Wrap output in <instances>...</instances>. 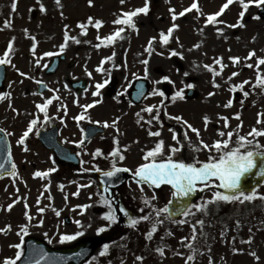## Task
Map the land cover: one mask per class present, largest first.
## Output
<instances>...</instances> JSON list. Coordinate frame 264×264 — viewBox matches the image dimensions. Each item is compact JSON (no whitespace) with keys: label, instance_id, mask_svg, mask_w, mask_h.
I'll return each mask as SVG.
<instances>
[{"label":"rangeland","instance_id":"rangeland-1","mask_svg":"<svg viewBox=\"0 0 264 264\" xmlns=\"http://www.w3.org/2000/svg\"><path fill=\"white\" fill-rule=\"evenodd\" d=\"M14 2L17 3L15 10L11 7ZM41 2L45 4L46 12L40 10ZM61 2L63 8L59 7L55 0H0V55L6 51L9 41L13 37L16 38L13 53L10 54L16 67L7 64L8 77L4 91L11 92L12 96L0 102V127L4 126L3 128H6L8 132L13 133L10 136L13 148L12 156L19 172L15 180L10 176L0 180V205H3V208H0V227H5L7 224L12 225L10 232L0 233V264H3L5 257H15L18 250L10 245L21 242L24 244V240L28 236L42 237L52 245H59L73 242H61L60 235L62 233L72 234L78 230L84 231L85 234L77 239L100 235L108 238L106 242L110 245L108 255H100L103 250L102 246L93 256L95 259L92 258L89 261L91 264H109V261L111 264H121L122 261L123 264H185L191 251L185 246L187 242H182L181 238L187 236L190 239L191 224L200 219H203L205 224L203 229L197 228L198 239L193 242L200 252L197 254V258L190 261L189 264H208L209 255L213 258L214 264H264V200H262L263 205L261 206L255 205L239 212L235 209L230 215L227 212L221 213L223 217L219 221L212 219L209 214L197 215L196 213L195 216L187 218V223L177 224L174 222L175 220L184 219L179 213L173 217L172 221L162 214L160 219L165 222L158 228L164 233L162 235L158 233L157 240L134 242L132 239L137 233V229L140 226L146 229L152 224V220L141 221L132 227L128 223L129 217L124 216V221L128 223L124 230L112 226L104 233H98L96 229L106 223L102 219V215L109 211L108 206L101 202V195L105 193L100 187L98 171H79L81 168H96L91 162L95 149L104 147L106 145L104 140L115 143L116 137H119L120 147L126 157L123 161H117L119 167L131 168L135 171L139 164L145 162L143 160L145 152L154 147L157 140L161 138L165 140V151L168 152L167 146L175 143L169 129H174L175 124H180L184 128L182 123L169 119V115H182L201 130V137L209 143L220 138L219 130L235 129L240 120L243 121L241 134L246 135L252 127H264V123H257L260 118L258 114L264 113V87L257 85L253 88L257 77L255 67L257 57L264 56V16L259 13L261 8L255 5L250 6L244 17L246 26L231 28L228 27V24L236 23L238 14L242 11V6L238 2H234L221 17H218L225 21V24L205 26L207 15L218 11L226 0H198L201 7L200 12L193 9L175 21L172 20L170 9L175 8L178 13L189 7L194 0H160L157 4L150 0L149 13L134 17L138 31L127 27L125 33L122 34L124 35L123 40L118 39L114 45L102 46L97 49L95 45L100 42L96 39L97 30L89 26L87 35H84L78 27L79 22H86L89 16L94 19H103L105 24L99 30V35L103 37L122 26L112 23L122 14V10H134L136 7L143 6L146 0H126L123 5L120 0H93L92 5L88 4V0H61ZM61 12L64 13L63 16L60 14ZM256 15H260L261 19H255ZM5 21H8L11 26ZM173 22L178 24L179 28L174 30L169 45L163 46L159 43V32L161 30L167 32ZM65 25L69 26V34L76 36L81 40V43L76 44L70 40L68 47L63 52L67 57L66 61L61 63L55 74L47 75L45 71L52 57L62 54L59 52V46L64 40ZM216 27H222L223 34H218L215 31ZM25 29L28 31L25 32ZM199 29H203V31H198ZM31 36H35L38 41L35 55L32 52L34 41ZM152 36H157L158 39L154 42V51L149 57L145 49ZM254 36L256 37L255 41L252 39ZM84 41H91V43ZM198 43L200 47L194 48L193 45ZM171 49L181 52L183 56H169ZM252 49L256 50L257 57H253L250 61H244L243 57H246ZM37 50L41 51L39 56L36 55ZM49 51L56 54L50 57L43 56L44 52ZM113 51L116 53L114 61H109L104 65L111 71V80L109 85L102 90L103 101L88 110L92 120L101 121L97 125L103 127L105 132L99 134L91 144L83 146L73 144L70 141L81 139L80 128H85L87 123H91L87 119L79 123L72 119L82 111L74 101L77 96H79L80 104L91 103L93 99H98L91 95L95 90L94 83L102 82L107 77L103 73L97 72L96 67L103 57L111 55ZM160 52H164L165 55H159ZM220 56H223V63L227 67L223 70L222 75L216 77V82L221 87L215 88L213 73L204 65H212L213 58ZM232 56H240L241 62L238 65L233 63L229 60V57ZM37 59L40 60L39 65L35 63ZM144 59H149L148 76L144 75L145 65L141 63ZM113 63L119 67H113ZM248 63L253 64V67H247ZM45 65L47 66L45 67ZM17 68L22 72L29 73V76H21L17 72ZM177 68L180 69L179 72L176 71ZM216 68L219 71L218 64ZM88 71L93 73L91 77L87 75ZM234 71L239 75L232 81H228L227 77ZM184 72H188L189 76H184ZM260 74L264 75V65L260 66ZM164 75H169L175 84L162 80L160 84H154L155 80H160ZM140 78L149 82L150 92L154 87H159L170 97L184 84L195 85L193 88L185 89V94L192 89L195 95L183 100L177 99L175 103L171 101L167 106L163 117L161 137L148 135L149 128L153 131L160 128L158 121H153L152 125H148L146 122L155 115L156 110L154 109L153 113L149 114L141 112V109L152 104L158 105L163 97L149 96L141 103H133L128 98V92L135 81ZM82 79L87 80V87L81 94H77L71 84L73 81ZM245 79L249 80V84L244 86V91L249 93L247 96L240 90L233 91L231 89L233 83L239 84ZM21 81L23 82L21 83ZM38 81H44L48 86L44 96L39 94L40 84ZM65 84L68 85L67 88ZM10 85L11 87H9ZM123 88H127V93H122ZM52 89H59L62 99L53 101L49 107V115L53 118L51 120L53 123L63 126L61 142L72 150L79 146L78 156L81 165L77 168L62 166L56 159L53 163V153L44 148L34 134H30L27 141L30 151L25 152L23 146L16 143L26 129L29 120L36 113V104L42 103L45 97L53 96ZM209 92L216 94L209 97ZM229 99H233L234 103L231 107L226 108L224 104ZM9 103L19 110V116L8 107ZM61 103H66L68 106L67 116H64V110L60 109ZM58 110L63 119L57 118ZM137 112H141L145 118L140 123H137L139 119L136 115ZM236 112L241 113L240 119L235 117ZM205 115L211 117V123L207 130L204 128L203 121ZM222 116L229 117V128L227 129H225L224 121L220 118ZM40 117L43 121L42 113ZM117 117L120 119L114 126L111 122ZM103 121H108L109 126L104 127ZM116 127L119 128V132L116 131ZM189 136L194 143L199 139L190 130ZM65 138L69 142L66 143ZM257 139L264 143V137ZM235 140L236 136L234 135L233 142ZM113 143L110 146L113 147ZM125 145L129 147L124 148ZM194 152L199 159L209 157L207 150L202 149L199 152ZM50 167H56L57 171L51 173L49 177L33 176L36 170L43 171ZM90 181H95V183H91L88 187H80L89 185ZM49 182L50 190L45 188ZM61 184L64 185L63 191L60 189ZM17 188H19V192L16 191ZM77 189H79L80 195H72ZM258 190L264 192V184ZM173 191L174 189L170 185L155 188L148 184L143 186L142 191L141 187L133 180L114 193L122 209H127L131 216L146 215L152 212L154 218V210L151 205L144 203V196L151 198L155 194L158 199L153 203L157 207H163L171 200L173 209H176L178 202L181 201L180 198L171 195ZM110 198L112 199V195ZM13 199H17L19 202L13 206L11 211H8L7 205L12 203ZM185 199L189 201L188 198ZM25 201L29 206L27 209ZM81 204H90L91 207L81 214V210L74 207ZM39 207H44L46 211L38 214ZM141 208H144L143 213L139 211ZM57 210L61 213L59 216L55 214ZM26 211H29L34 219L29 226L27 235L21 236L19 234L20 227L28 222L25 216ZM65 216L70 217L71 225L65 223ZM40 218L45 221L42 226L38 224ZM77 219L82 221L84 228L75 223ZM238 220L240 224L236 223ZM89 224L91 227H88ZM169 229H171V235L168 234ZM201 233H206V236L200 235ZM232 237H235L234 241ZM250 237L252 242L246 243ZM164 245L167 247H165V254L161 256L155 249ZM207 248L211 249V253L207 251ZM233 248H242L244 251L236 253ZM253 251L261 257L259 261L251 255ZM180 253H184V255H180ZM141 255L144 256V260L137 261L136 257Z\"/></svg>","mask_w":264,"mask_h":264},{"label":"snow or ice","instance_id":"snow-or-ice-1","mask_svg":"<svg viewBox=\"0 0 264 264\" xmlns=\"http://www.w3.org/2000/svg\"><path fill=\"white\" fill-rule=\"evenodd\" d=\"M56 4L63 8V4L61 0H55ZM126 2V0H120V3L123 5ZM234 2H238L242 6V11L238 14V20L236 23L228 24V27L231 28H237V27H245L244 24V17L245 14L248 12L250 6L255 5L258 8H264V0H226V2L220 7V9L214 13H210L207 15V19L205 20V26L207 25H221L225 24L226 22L223 20L218 19V17H221V15L225 12L226 9H229V6L232 5ZM88 4L92 5L93 0H88ZM12 9L15 10L17 8V3L12 4ZM39 8L41 11H47V8L43 2L39 4ZM193 9H195L197 12L201 11V7L199 5L198 0H194V2L189 6L184 8L182 11L178 12L175 8L170 9L172 13V20L175 21L178 17H183L185 13L191 12ZM150 11V0H146V2L141 7H136L134 10L129 11H123L120 16L112 23L114 25H122L121 27H117L114 32L106 35V36H100L99 30L100 28L105 24V21L103 19H94L92 16H89L87 18V21H81L78 24V27L80 28L82 34L87 35L89 26L94 27L97 30V37L96 39L100 41L95 45L97 49H99L102 46H109L114 45L117 40H123L125 33V30L127 27H130L133 30L138 31V26L136 23V20L134 17H138L139 14H145L147 15ZM63 16V12L60 13ZM255 19L259 20L261 19L260 15H256L254 17ZM199 19V17H197ZM6 24L10 23L8 21H5ZM179 25L175 22L172 23V25L167 29V32L164 30H161L159 32V43H161L163 46H168L170 43V39L173 36V32L175 29H178ZM28 30L25 29V32ZM198 31H203V29H199ZM215 31L218 34H223L224 29L222 27H216ZM15 37L12 38V40L9 41L7 45L6 51L0 55V65L9 64L13 67H16L12 59L10 57V54L13 53L14 50V42ZM31 39L34 41L32 45V52L33 55H35V50L38 44V41L36 40L35 36H31ZM157 36H152L148 42L147 47L145 51L148 53V56L150 57L154 51V42L157 41ZM178 39V37H177ZM253 41H255L256 37L254 36ZM73 41L76 44L81 43V40L78 39L76 36L69 34V26L65 25L64 29V40L63 43L59 46V52L63 53L66 48L68 47L69 41ZM85 43H91V41H84ZM202 43V42H201ZM182 47V45H181ZM194 48H199L200 44L193 45ZM54 52H44L43 56L50 57L55 55ZM159 55L163 56L165 55L164 52H160ZM116 56L115 51L112 52L111 55L103 57L100 64L97 65L96 71L103 73L107 78L103 79L101 81H96L94 83V91H92L91 95L93 97H98V99H93L91 103L86 104H80L79 96L75 99V103L79 105V107L82 109V111L72 117L74 121L77 123L87 119L93 124H100L101 121L99 120H92L91 115L88 114V110L92 109L94 106L99 105L103 101V92L107 85H109L111 80V71L104 67V65L109 61H114V58ZM169 56H180L182 57L183 54L181 52L176 51L175 49H171L169 51ZM253 57H257V53L255 49H252L248 52V55L246 57H243L244 61H250ZM229 60L232 61L235 64H239L242 60L240 56H232L229 57ZM37 65L40 64V60L37 59L35 61ZM144 67V75L148 76L149 74V59H144L141 61ZM219 65V71L216 68V65ZM264 65V56L257 57V63L255 65L257 70V77L255 84L253 85V88H255L257 85L264 87V75L260 74V66ZM47 65H45L46 67ZM249 68L253 67V64L248 63L246 65ZM86 67V66H85ZM113 67H119V65H116L113 63ZM204 67L208 70H210L213 73V86L215 88L221 87L219 83L216 82V77L223 74V70L227 67L226 64L223 63V56L213 58V64H205ZM17 72L20 73L21 76H29V73L22 72L19 68L16 69ZM177 72L180 71L179 68L176 69ZM87 75L91 77L93 73L91 71L87 72ZM238 72H232L231 75L227 77L228 81H232L234 77L238 76ZM184 76H189L188 72H184ZM139 78V77H137ZM34 79V78H33ZM162 81H167L172 84H175V81L171 80V77L169 75H164L161 77L160 80H155L154 84H160ZM23 81H21L22 83ZM39 84H41L44 87H47V84L44 81H38ZM249 84V80L245 79L239 84L233 83L231 85V89L233 91L240 90L243 92L245 96H247L249 93L244 91V86ZM11 87V85L9 86ZM65 87L67 88L68 85L65 84ZM129 87H131V84H129ZM195 87L194 84H184V86L171 96V100L173 103L176 102L177 99L183 100L185 99V89L187 88H193ZM52 92L54 93L51 97H45L44 101L42 103L36 104V113L33 115V117L29 120L26 129L23 131L22 135L19 136L16 143L18 145L23 146V150L25 152L30 151L28 147V138L30 134H32L35 130V134L38 136L40 135L39 129L46 126L48 122L51 121L52 117L49 115V107L53 104L54 100H61L62 98L59 95V89H52ZM122 93H127V88L122 89ZM41 96H44V93H39ZM87 94V93H85ZM215 92H209L208 96H214ZM138 96H144L143 92V85H140V89L137 92ZM150 96H157L163 97L159 101V104H152L148 105L146 108L141 109V112H147L149 114L153 113V110L155 109V115H153L150 119H148L146 122L148 125H152L153 121H158L160 123V128L153 131L151 128L148 129V135L151 137H161L162 130H163V121L161 120V114L160 109L164 107L165 100H167L169 97L166 95L165 91L162 90L159 87H154L153 90L148 93ZM12 96L11 92H0V102L5 101L9 99ZM234 103L233 99H229L226 104H224V107H231ZM8 107L12 109L17 116L20 115V112L18 109L14 108L11 103H9ZM60 109L64 110V116H67V109L68 106L66 103L60 104ZM166 111V109H165ZM141 112H137L136 115L139 118L137 120V123H140L145 118L141 115ZM43 114V121H41L40 114ZM235 117L237 119H240L241 113L236 112ZM258 120L257 123L261 124L264 123V113L258 114ZM57 118L63 119L59 115V110L57 114ZM224 121L225 129L229 128V117L228 116H222L220 117ZM119 117L114 119L111 123L112 125H117L119 121ZM169 119H174L179 123H182L183 133L182 137L181 134L178 133L175 129H169V131L172 132V140L175 141L174 144L168 145V152L165 151L166 148V142L164 139H158L155 143V146L148 149L144 156L143 160L144 163H141L138 165L135 171H133L131 168H122L117 166V160L123 161L126 157L124 155V152L122 151L120 144H119V137L115 138V147L112 149L108 155L112 157V164L109 170L103 171L99 167L96 168H81L79 171L81 172H91V171H103L104 177H114L121 171H127L133 173V178L135 179L136 183L141 187V190L143 191V186L145 184H148L150 186H153L155 188H160L164 185H170L174 191L171 193V195L175 198H180V205L178 208L173 209L172 207V201L169 200L163 207H157L153 201L157 200L158 197L154 194L151 198L148 196H144V203L146 205H151L154 210V218L153 213L149 212L146 215H139V216H131L127 209H121L123 211L125 216H128V223L130 226L135 227L138 223L141 221H149L152 220L151 228L148 230L145 235L148 240H152L154 234L158 231V226L162 225L165 221L163 219H160L162 214L166 215L167 219L169 221L173 220V217L179 213L184 219L175 220L174 222L177 224H184L187 223V218L190 216H195L197 212H205L208 209V205L212 204L214 202L218 203L221 201L224 202H250L255 201L257 199L264 200V192H260L257 188H253L251 191H245L243 188L244 178L252 172L253 169L258 167V157H264V143H261L258 137H264V127L257 128L252 127L251 130L245 135L241 134V129L243 127V121L240 120V123L236 126L235 129H231L228 131L225 130H219L218 136L220 138L215 139L213 142L209 143L205 141L201 137V130L197 127H195L192 123H190L187 119H185L182 115H175L171 116L169 115ZM204 121V128L207 130L208 125L211 123V117L205 115L203 117ZM104 127L109 126L108 121H103ZM189 130L194 133L199 139L197 142H193L191 137L189 136ZM116 131L119 132V128L116 127ZM80 132L82 134V139L80 140H73L70 141L73 144H79L81 146L84 145L85 140L88 139L89 133L87 130H85L83 127L80 128ZM0 133H3V137H0V140H2L4 143L8 144L7 147V158L0 162V178L7 175L12 177L14 180L19 175L18 172V166L15 163V161L12 159V149L10 146V143L8 142V137L13 135V133L8 132L7 129L0 128ZM236 136L235 142H233V136ZM226 137V138H225ZM65 142H69L67 138H65ZM138 142V141H137ZM185 142L187 145L194 148V151L199 152L202 149L207 150L209 153V157L206 160H199L196 159L194 162H186L183 159L180 158H174L177 157V154L181 152L185 147ZM129 147L128 145H125L124 148ZM215 153V154H213ZM95 156H102L104 155L103 150L100 148H97L95 153L93 154ZM53 163H55V158L53 157ZM11 161V168H6V165ZM83 163V161H82ZM57 171L56 167H50L46 170H36L33 173L34 177L38 178H47L49 175L53 172ZM261 176H264V166H260V173ZM91 183H95V181H90L89 185H81L80 187H88ZM217 189L214 191L213 195L206 199L201 200L200 203L193 204L190 201H187L185 198L191 197L194 193H196L198 190L203 191L204 189H211V188ZM45 188L50 190V182L49 184L45 185ZM64 185H60L61 191H63ZM220 189H223L224 191H221ZM17 192H19V188L16 189ZM108 189L105 188V193H107ZM72 195L79 196L80 192L79 189H77L76 192L72 193ZM51 199V197H50ZM67 199V197H65ZM19 201L17 199H13L12 203L7 205V210L11 211L13 206L18 203ZM101 202L106 204L109 208V211H106L102 215V219L106 221L104 225L99 226L96 231L98 233H104L108 228L112 227V225L116 224L118 220L120 219L119 215L117 214L115 208L113 207V200L106 194L101 195ZM37 203L39 204L40 201L38 200ZM26 209L29 207L27 205V202L25 201ZM75 208H79L81 210V214L83 212L87 211L89 207H91L90 204H81L74 206ZM0 208H3V205H0ZM46 211L44 207H39L37 209L38 214H42ZM141 213L144 212V208H141L139 210ZM57 216H59L61 213L59 210L55 213ZM25 216L27 219V223L22 225L20 227L19 234L21 236L27 235L29 226L34 219V217L31 215L29 211L25 212ZM44 219L40 218L38 220L39 225L44 224ZM75 223L80 226L81 228H84V225L82 224V221L77 219L75 220ZM237 224H240V221L238 220L236 222ZM205 224V221L203 219L197 220L195 223L191 224L192 234L191 238L189 237H182V242H187L185 246L190 249L191 254L187 256L185 264H189L190 261H194L197 258V254L200 252V249L195 247L194 243L197 239V228L203 229ZM88 227H91V224L88 225ZM12 230V225L7 224L5 227H0V233H7ZM85 234L84 231H75L72 234L68 233H62L60 235V241L61 242H68V241H74L77 238L83 236ZM168 234L171 235V229L168 230ZM223 234V233H222ZM200 235L206 236V233H201ZM233 241L235 240V237H232ZM252 238L250 237L246 243H251ZM10 247H15L18 251L15 254V257H5L3 260V264H17V261L21 259L22 256H24L25 249L23 246V242L17 243L15 245H10ZM165 247L159 246L155 249L157 253H159L161 256L165 254ZM207 247V246H205ZM110 245L105 243L103 245V250L101 251L100 255H105L109 252ZM207 251L211 253V249L207 248ZM233 251L236 253L243 252L244 250L242 248H233ZM180 255H184V253H180ZM253 257L257 261L261 259L259 255L255 251L251 253ZM45 256L41 255L40 259H32L29 258L24 262V264H40V260L44 259ZM95 257H93V260ZM137 261H143L144 256H137ZM91 264V262H89ZM109 264H111V261H109ZM123 264V261L121 262ZM208 264H214V260L209 255Z\"/></svg>","mask_w":264,"mask_h":264},{"label":"water","instance_id":"water-1","mask_svg":"<svg viewBox=\"0 0 264 264\" xmlns=\"http://www.w3.org/2000/svg\"><path fill=\"white\" fill-rule=\"evenodd\" d=\"M156 2L158 0H155ZM264 14V8L261 11ZM64 57H57L54 59L52 65L48 68V73L55 72L56 68L61 59ZM5 78V65L0 66V86L2 87L3 81ZM138 85H143L144 96H138L137 92L131 93L130 97L136 102L142 101L146 96L148 91V84L146 81H138ZM85 86V82L77 83L76 87L80 91ZM140 89V88H139ZM3 133H0V137H3ZM56 136L47 137L43 134L40 135V138L45 142V145L54 150L57 154L59 160L64 164H71L77 166L79 164L78 160L73 157L71 160L64 159V149L55 142ZM89 138V137H88ZM9 142V141H8ZM7 147L8 144L0 140V162H3L7 158ZM258 167L253 169L244 178L243 188L245 191H251L258 185H261L264 182V176H261L260 166H264V157H258L257 160ZM6 168H11V161L6 165ZM130 174L127 171H121L114 177H104L101 175L103 181V188L107 187L108 191H114L120 186L124 185L130 178ZM69 223V219L66 218ZM105 238L103 237H94V238H85L79 242L63 247H50L43 239L36 237H28L25 243V253L24 256L20 259L17 264H24L29 258L40 259L41 255H44L45 258L40 260V264H83L87 261L94 252L104 243Z\"/></svg>","mask_w":264,"mask_h":264},{"label":"trees","instance_id":"trees-1","mask_svg":"<svg viewBox=\"0 0 264 264\" xmlns=\"http://www.w3.org/2000/svg\"><path fill=\"white\" fill-rule=\"evenodd\" d=\"M187 148H188V146L185 145L184 149L180 152L181 154H178V156L181 159L185 160L186 162H194V160H196V159H195V157L190 156V155H192L190 152H188V154H187ZM230 203H232V202H224V201H221L218 203L214 202L211 205H209L208 211L209 212L211 211L212 214L214 215V217L216 218L217 216H215V215L223 213L224 211H230V209L233 207V205H235V204H230Z\"/></svg>","mask_w":264,"mask_h":264},{"label":"bare ground","instance_id":"bare-ground-1","mask_svg":"<svg viewBox=\"0 0 264 264\" xmlns=\"http://www.w3.org/2000/svg\"><path fill=\"white\" fill-rule=\"evenodd\" d=\"M41 54V51L37 50V56H39Z\"/></svg>","mask_w":264,"mask_h":264}]
</instances>
